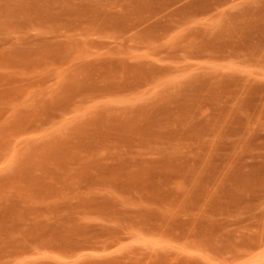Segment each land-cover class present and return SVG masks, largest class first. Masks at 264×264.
Masks as SVG:
<instances>
[{
  "label": "rangeland",
  "instance_id": "374dc122",
  "mask_svg": "<svg viewBox=\"0 0 264 264\" xmlns=\"http://www.w3.org/2000/svg\"><path fill=\"white\" fill-rule=\"evenodd\" d=\"M128 2L0 0V264H264V0Z\"/></svg>",
  "mask_w": 264,
  "mask_h": 264
},
{
  "label": "crops",
  "instance_id": "0c3cea01",
  "mask_svg": "<svg viewBox=\"0 0 264 264\" xmlns=\"http://www.w3.org/2000/svg\"><path fill=\"white\" fill-rule=\"evenodd\" d=\"M121 1H124L125 2V0H121ZM130 1L131 0H129V2L128 3H123L122 4V7L120 8V9H118L117 11V13H115V15H119V16H122V15H126L127 13H126V11L130 8ZM138 1V0H137ZM162 1H164V2H169L170 4H171V7H170V9H169V13H168V15L170 14V12H172V14L174 15L175 13H176V8H177V5L179 4L178 2H181V1H183V0H162ZM209 1V7L211 8H215V6L217 5V2H219V1H221V0H208ZM140 6V5H139ZM94 7L96 8V5H94ZM154 9V8H153ZM165 9H161L160 10V12H162V11H164ZM153 10L152 9H150V12H147V11H145L144 13H143V15L144 16H152V15H155V14H157V12L155 13H153L152 12ZM174 11V12H173Z\"/></svg>",
  "mask_w": 264,
  "mask_h": 264
}]
</instances>
